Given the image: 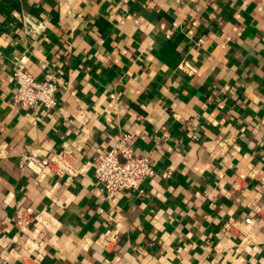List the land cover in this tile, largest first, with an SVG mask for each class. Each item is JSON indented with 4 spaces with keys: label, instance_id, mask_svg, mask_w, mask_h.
Segmentation results:
<instances>
[{
    "label": "crops",
    "instance_id": "obj_1",
    "mask_svg": "<svg viewBox=\"0 0 264 264\" xmlns=\"http://www.w3.org/2000/svg\"><path fill=\"white\" fill-rule=\"evenodd\" d=\"M20 62L54 110L13 105ZM124 136L155 176L108 201ZM0 264H264V0H0Z\"/></svg>",
    "mask_w": 264,
    "mask_h": 264
},
{
    "label": "built area",
    "instance_id": "obj_2",
    "mask_svg": "<svg viewBox=\"0 0 264 264\" xmlns=\"http://www.w3.org/2000/svg\"><path fill=\"white\" fill-rule=\"evenodd\" d=\"M189 67L187 63L183 66ZM192 70V69H191ZM16 90L13 95V105L17 108L36 111L39 107L52 111L58 105L59 82L55 74H49L43 80L33 77L22 62L17 63L14 70ZM132 136H124L118 146L108 153H102L87 166L94 171L96 179L102 183L106 199L113 201L124 192L142 193L143 183L155 176L150 156H135L128 142ZM77 155L70 150H63L51 157L43 158L37 155H24L21 167L31 169L39 179L49 175H75ZM169 172L164 174L168 178ZM37 222L44 223L41 215L35 217ZM47 226V225H46ZM116 236H105L104 247L109 249Z\"/></svg>",
    "mask_w": 264,
    "mask_h": 264
}]
</instances>
